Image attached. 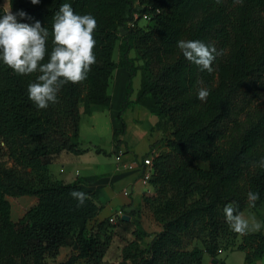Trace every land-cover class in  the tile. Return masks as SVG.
<instances>
[{"label": "trees", "instance_id": "trees-1", "mask_svg": "<svg viewBox=\"0 0 264 264\" xmlns=\"http://www.w3.org/2000/svg\"><path fill=\"white\" fill-rule=\"evenodd\" d=\"M65 2L75 13H91L97 20L96 62L85 80L61 85L57 102L37 109L28 99L27 86L40 73L16 75L0 65V154L2 146L7 147L5 154L15 162L14 168L0 166V264H103L111 234L120 226L133 228L120 264H201L203 253L214 260L221 245L233 247L237 237L244 264H254L264 255L263 233L230 231L223 207L232 203L242 212L249 191L260 193L256 202L264 201V168L258 164L264 157V107L246 113L242 121L233 120L236 108L249 98L251 84L264 79V0H137L138 9L133 0H40L36 5L9 0V8L28 14L22 22L39 21L49 30L50 54L53 18ZM137 20L150 25L137 27ZM120 28L126 30L122 37L117 34ZM181 39L216 48L211 73L199 71L183 57L177 47ZM118 42L117 64L113 54ZM136 57L144 65L132 101V81L139 71ZM117 67L126 70L127 78L116 115L119 127L112 133L115 147L126 131L123 114L133 104L156 116L153 128L163 134L149 146V151L159 149L149 181L155 193L144 194L141 201L161 231L144 246L147 234L133 219L134 210L125 213L128 222L94 221L101 211L98 194L85 188L94 178L66 183L52 180L48 170L62 153H83L80 107L86 115L109 108ZM202 87L210 90L204 101L197 98ZM198 162L207 168L198 167ZM18 166L30 172L21 173ZM73 191L85 194L83 206L77 207ZM21 196H34L37 203L13 222L8 197ZM186 239L200 240L203 249L184 252ZM75 244L76 251L66 261H55L61 248Z\"/></svg>", "mask_w": 264, "mask_h": 264}, {"label": "clouds", "instance_id": "clouds-1", "mask_svg": "<svg viewBox=\"0 0 264 264\" xmlns=\"http://www.w3.org/2000/svg\"><path fill=\"white\" fill-rule=\"evenodd\" d=\"M30 2L36 5L40 0ZM26 18L28 14L23 10L13 13L9 8L0 14V65L7 66L16 75L40 73L34 82L28 84L27 96L37 109H46L50 103L57 102L61 85L75 84L87 78L91 65L96 62L93 33L97 20L91 13H75L70 3H62L54 15L51 28L54 47L47 54L46 38L49 30L42 28L39 21L33 24L22 22ZM177 47L183 57L197 66L199 71H213V62L219 54L213 45L201 40L181 39L177 41ZM46 54L48 60L42 63ZM209 95L210 90L207 88L202 87L197 92V98L201 101ZM258 164L264 168V157ZM71 195L78 198L77 207L84 205L83 192L73 191ZM247 199L254 206L260 199V193L249 191ZM223 215L230 231L237 234L243 235L262 228L260 221L252 218L250 223L232 203L223 207Z\"/></svg>", "mask_w": 264, "mask_h": 264}, {"label": "rangeland", "instance_id": "rangeland-1", "mask_svg": "<svg viewBox=\"0 0 264 264\" xmlns=\"http://www.w3.org/2000/svg\"><path fill=\"white\" fill-rule=\"evenodd\" d=\"M133 1H134V6L138 9L139 6L137 0H133ZM136 24L137 27H144L150 25V22H143L137 20ZM125 33H126L125 28H120L117 31L119 37H122L123 35H125ZM130 56L135 58L136 53L132 51L130 53ZM119 58H120V46L118 42L115 50V59L119 60ZM134 64L139 69V71L137 72V75L133 78L132 81V88H133V93L131 95L132 99L136 98V93L139 90L141 71L143 69L144 63L139 57H136ZM116 76L117 75L115 73L114 79L112 78L111 81L110 94L112 100L109 108L104 113L96 114L98 115L97 117L100 118L97 119V121L99 122L98 125L99 127H101L102 133L104 134L105 137L102 139V143L104 144L102 148L105 151L102 152L101 150H97V152H101V153L93 152L90 155V158H92L94 161L97 160L99 163H103L104 165H108V166L113 163L114 156L116 155V153H110L111 151L109 147V143H110L109 137L112 135L111 129L114 126L119 127V124L116 120V115L119 111L121 101H118V99L121 96L123 99L125 95V86L120 87L117 84ZM245 103H249V104H245ZM262 107H264V79L262 81H256L253 84H251L249 98L242 101L241 104H239L238 108H236V111L233 115V120L242 121L246 113L250 112L253 109L262 108ZM80 112H83L82 105L80 107ZM83 119H84L83 125H85L86 124L85 119L87 120L88 116H83ZM123 120L126 124L125 139L126 141H128L127 144L131 146L133 150H135L138 154H142L141 156H143V154L144 155L146 154L145 152L147 151L151 143H153L156 139L163 137V134L161 132H158L153 128L157 122V117L152 115L147 109H145L140 105H136V104L131 105L123 114ZM121 136H118V139ZM2 147H3V154L2 153L0 154V166L4 168H14L15 162L13 161L12 158H10L7 154H5L8 151L7 147L5 146ZM115 148L118 149L117 147ZM122 150L124 149L122 148ZM122 152L124 153L125 151ZM70 159H67L62 163L66 170V173L73 171L74 168H76L77 166L75 165L74 162H70L71 161ZM196 165L200 168H207V164L205 163L198 162L196 163ZM61 166H62L61 163H58L55 164L52 169L54 172H58L60 169H63V167ZM16 169L21 173L22 171L30 172V169L26 168L24 170L19 166L16 167ZM154 193L155 192L153 191L147 195L153 196ZM8 199H11L13 203V207L15 206L16 208L17 207L16 198L8 197ZM242 213L244 214V217L246 219H249L250 223L252 221V218H255V220L260 221L262 223V220L264 219V201L259 203L255 202L254 206H252L248 201L247 206L242 211ZM12 218L13 219L15 218L14 212L12 214ZM133 219L138 223H140L141 228L147 234V236L143 238V244H142L143 246L146 245L155 234L161 231V224L155 219L151 210L141 206V204L138 205V208L136 210H134ZM128 225L132 226V224L130 223ZM248 232L249 233L262 232L264 235V228L262 226V228L259 231L251 230ZM113 233L114 234H111L112 243H110L106 255L103 258V264H120L122 260L121 250L123 245L127 241L133 239L132 235H130L129 238H125L124 236L117 234L118 229L113 230ZM240 243H241V237H237V239L234 242L235 246L233 247L230 246L228 248H225L224 244H222L220 252L217 253L216 259H214L217 261L216 264H218V262H224V264H244L245 253L237 250V246ZM195 248L203 249L202 242L197 239H193V240L186 239L182 249L184 252L188 253L194 250ZM76 249H77L76 244L71 247L61 248L59 255L56 257L55 261L56 262L66 261L71 255H73V252H75ZM212 260L213 259L209 255L203 253L201 258V264H212L211 263ZM46 263L52 264V261L47 260ZM186 263L187 262H185L184 264ZM77 264H84V262L79 261ZM254 264H264V255L258 259H255Z\"/></svg>", "mask_w": 264, "mask_h": 264}, {"label": "crops", "instance_id": "crops-1", "mask_svg": "<svg viewBox=\"0 0 264 264\" xmlns=\"http://www.w3.org/2000/svg\"><path fill=\"white\" fill-rule=\"evenodd\" d=\"M8 9L9 0H0V11L5 12ZM113 60L118 64L119 60L115 59V53L113 54ZM115 73L117 75V84L120 87H124L127 78L126 70L124 68L117 67L114 71V75ZM131 100L134 99L131 97ZM118 101H122V96L118 99ZM106 111L107 110L97 109L94 110L90 115L80 112L79 149L83 150V153L79 155L62 153L48 167L52 180L56 181L70 183L75 181L77 178H94V180L86 184L85 188L89 191H96L98 194L97 202L101 206V211L95 217L94 221L96 222L108 219L115 213V211L120 208L124 209L125 213L136 210L138 205L141 204L142 196L144 195V187L139 181L140 171L138 169L135 168L132 170H124L121 165L116 162V155L114 156L113 163L109 166L99 163L97 160L94 161L92 158H90V155L93 152L101 153L97 152V150H101L102 152L105 151L102 148L104 145L102 143V139L105 137L102 133L101 127L98 125L99 122L97 119L100 118H98V115L96 114L104 113ZM83 116H88V119H85V125H83ZM116 128L117 127L114 126L111 129V133H113ZM125 135L126 134H123L119 138L122 141V144L118 149L115 148L112 135H109L110 153H116L118 150L125 151L121 159L122 163L130 164L134 162H140V160L143 159V157L148 153L149 148L145 152L146 154L141 156L142 154H138L131 146L127 144L128 141H126ZM122 148L124 150H122ZM67 159H70V162H74L77 166L73 171L66 173L62 163ZM58 163H61V167H63V169H60L58 172H54L52 168ZM8 201L11 204V220L13 222H17L30 207L37 203V198L34 196L18 197L16 198V208L15 206L13 207L11 199H8ZM13 212L15 214L14 219L12 218ZM132 229V227L120 226V228H118V234L124 236L125 238H129Z\"/></svg>", "mask_w": 264, "mask_h": 264}, {"label": "built area", "instance_id": "built-area-1", "mask_svg": "<svg viewBox=\"0 0 264 264\" xmlns=\"http://www.w3.org/2000/svg\"><path fill=\"white\" fill-rule=\"evenodd\" d=\"M0 13H1V11H0ZM142 18L144 20H148V17L145 15H143ZM158 153H159V149L153 148L149 151V154L145 158L140 160V162H134V163L127 164V163H122V161H121L124 153L122 151H119V150L116 152L115 160L117 163H119V165H121V167L124 170H132V169L136 168L140 171L139 181H140L141 185L144 187V194L145 195L153 192V189H152L149 181L152 177V160ZM123 216H125L124 209L120 208L117 211H115V213L112 216H110L108 218V221L112 225H116L118 218H121Z\"/></svg>", "mask_w": 264, "mask_h": 264}, {"label": "water", "instance_id": "water-1", "mask_svg": "<svg viewBox=\"0 0 264 264\" xmlns=\"http://www.w3.org/2000/svg\"><path fill=\"white\" fill-rule=\"evenodd\" d=\"M121 220L125 221V222H128L129 221V217L125 215V216L121 217ZM211 263L212 264H216L217 261L216 260H212Z\"/></svg>", "mask_w": 264, "mask_h": 264}]
</instances>
